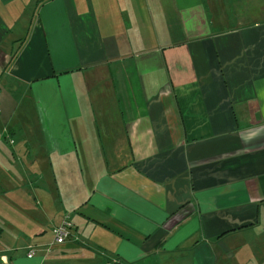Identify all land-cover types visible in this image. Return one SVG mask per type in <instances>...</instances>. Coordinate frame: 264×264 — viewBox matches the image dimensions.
<instances>
[{
	"label": "crops",
	"instance_id": "crops-1",
	"mask_svg": "<svg viewBox=\"0 0 264 264\" xmlns=\"http://www.w3.org/2000/svg\"><path fill=\"white\" fill-rule=\"evenodd\" d=\"M2 258L264 264V0H0Z\"/></svg>",
	"mask_w": 264,
	"mask_h": 264
},
{
	"label": "built area",
	"instance_id": "built-area-1",
	"mask_svg": "<svg viewBox=\"0 0 264 264\" xmlns=\"http://www.w3.org/2000/svg\"><path fill=\"white\" fill-rule=\"evenodd\" d=\"M75 225L70 219L64 220L59 226H56L52 229V233L54 236V242L51 245L53 246H60L64 245L68 242H71L74 237L75 232ZM37 254V248L30 247L28 252V257L33 258ZM0 264H10L9 260L7 258H2Z\"/></svg>",
	"mask_w": 264,
	"mask_h": 264
}]
</instances>
